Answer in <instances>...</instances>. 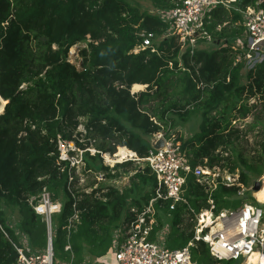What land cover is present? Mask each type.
<instances>
[{"label":"trees","instance_id":"trees-1","mask_svg":"<svg viewBox=\"0 0 264 264\" xmlns=\"http://www.w3.org/2000/svg\"><path fill=\"white\" fill-rule=\"evenodd\" d=\"M177 1L0 0V96L6 101L0 115V221L14 243L5 207L17 209V227L32 249L46 248L47 224L32 206L46 191L62 204L52 217L55 264H83L85 255L101 259L113 247L116 232L132 219L131 209L141 211L155 197L157 180L148 166L133 170L125 191L111 186L91 193L71 190L75 169L59 160V138L80 150L98 140L99 152L114 154L125 147L144 159L153 150L154 136H170L163 126L173 128L175 118L186 123L200 115L199 132L188 140L177 138L193 168L227 167L231 174L241 168L244 186L251 175L263 174L264 137L255 153L244 157L242 131L233 122L252 118L251 129L264 125L263 113L257 112L264 110V62L247 71L243 63L236 64L239 52L232 43L245 34L241 12L264 10V0H236L230 8H215L205 26L212 42L204 41L210 46L193 56L184 52L166 20ZM140 2H150L156 13L141 11ZM143 32L154 35L145 50ZM78 44H86L81 69L69 61L70 49ZM134 86L148 87L133 94ZM80 126L84 130L78 135L85 134L87 144L75 137ZM228 151L234 159L224 156ZM83 161L85 170L105 171L111 180L134 162L110 169L100 154L88 151ZM184 189L197 214L208 208L209 193L193 175ZM238 190L220 184L212 195L215 211L238 206ZM169 205L154 204L157 226L150 239L167 227L166 246L181 249L193 240V223L185 222L187 205L178 204L175 210ZM75 211L79 222L71 227ZM68 245L71 250L66 251ZM191 256L196 264H232L214 260L201 241L195 242ZM17 257L0 230V264H15Z\"/></svg>","mask_w":264,"mask_h":264},{"label":"built area","instance_id":"built-area-1","mask_svg":"<svg viewBox=\"0 0 264 264\" xmlns=\"http://www.w3.org/2000/svg\"><path fill=\"white\" fill-rule=\"evenodd\" d=\"M235 2L236 0H178L166 20L171 23L172 34L177 37L184 52L188 51L193 56L201 49L204 41L211 43L212 37L205 29L209 14L218 6L230 8ZM261 3L262 1L259 5ZM241 14L245 34L236 41L233 49L240 52L236 57V64L243 63L245 69L251 71L264 62V10L259 7H248ZM141 37L144 39L141 49L145 50L153 45V34L143 32ZM138 51L139 49L136 52ZM154 140L155 143L163 140V147L155 149ZM57 143L59 160L69 162L71 169L84 163V153L92 151L90 148L80 150L73 141L66 142L62 138H59ZM152 144L153 150L144 159H139L135 154L134 157L125 158L122 162L114 160L113 163L108 162L105 156L113 157L115 153L111 155L93 150V155L102 156L106 166L114 167L118 163L130 161L142 162L151 169L157 180L155 197L141 211L131 209L132 219L116 232L113 247L105 257L97 259L96 264H196L192 260L191 248L195 242L200 241L207 244L211 257L218 262L241 261V264H264V204L257 200L255 194L254 201L243 200L235 208L215 211L216 204L212 195L220 184L227 188L238 187L237 196L244 198L247 190L239 182V175L226 173L223 176L219 167L193 168L190 163L191 156L183 150L182 143L174 134L167 137L164 132H160L154 136ZM189 175H193L209 193L208 208L199 214L190 207L184 196ZM33 201L34 199L31 200ZM158 201L170 202V210H175L178 204L188 206L187 218L191 223H195V230L193 240L186 247L170 249L166 246L167 227L157 233L155 240L150 239L154 226H157L154 204ZM32 206L37 214L45 218L48 226V242L44 250L37 251L30 246L23 247L19 242L14 243L1 221L0 230L12 242L18 253L15 264H55L52 217L61 212L62 205L59 201L56 203L52 201L51 194L44 191L37 204ZM208 217L209 222L206 221ZM75 222H79L77 211L70 220V226L72 227ZM65 250H71L70 245L66 246Z\"/></svg>","mask_w":264,"mask_h":264},{"label":"rangeland","instance_id":"rangeland-1","mask_svg":"<svg viewBox=\"0 0 264 264\" xmlns=\"http://www.w3.org/2000/svg\"><path fill=\"white\" fill-rule=\"evenodd\" d=\"M140 6H141V9H140L141 11L147 10V11H149V13H152V14L156 13L155 9L151 6L150 2H140ZM207 46L209 47L210 45L209 44H205V45L202 46V49L206 48ZM85 47H86V44H78V45L72 47L70 49V51H69V61L71 63L75 64L78 67V69L82 68L81 67L82 66L81 51ZM239 54H240V52L238 53V55ZM140 89H141V87H139L135 91L131 90V93L138 94V93H140ZM146 89H147L146 86H144V89L141 92L146 91ZM135 92H137V93H135ZM252 103L253 102H251V104ZM257 112H262L263 115H264V110L261 109V108H259V111H257ZM175 121L177 123L175 127L167 128L166 126H163V129L165 128L164 130H167L171 134H174L176 138H179V137L182 136L184 138V140H188V139L192 138V136L194 134L199 132V129H200L199 126H200V123H201L200 115H196L189 122H186V123H183L178 118H175ZM250 123H252V118H248L246 120L240 119V120H237L236 122H233V125L237 129H240L242 131V136L243 137L239 141V144H240L239 145V149L241 150V152L244 155V157L252 156L255 153V150L257 148L256 147L257 146V142L259 141V139L264 137V125H261V126H258V127H255L253 129H251L250 126H249ZM83 130H84V127L80 126L75 132V137L80 139L81 142H85L86 143L85 140H87V139L84 140V137H83V136H85V134H83V136L78 135V133L83 132ZM153 139H154V137H153ZM153 139H152V143H153ZM154 143H155V140H154ZM98 145H102V143L100 141H98V140H97V142L92 141L91 144L89 145L90 150H92L90 152L91 156H97V154L93 155L94 154L93 150H96L97 149L96 146H98ZM106 147H109V145H106ZM118 149L119 148L116 149L115 154H117ZM77 154H79V153L77 152ZM224 156L225 157H231V158L234 157V156H232V153L230 151H228V153H224ZM100 158L102 159V164L104 166H106L105 162H104V159L102 158L101 155H100ZM116 161L117 160H115L114 162H116ZM97 164L99 165L100 163L97 162ZM120 164L121 163H118V165H120ZM116 166H117V164L114 167H112V166H107V167H109L110 169H115ZM139 167L140 168H145L146 164H144L142 162H133V164L130 165L128 168H122V169L119 170V172L121 173L120 177H118L117 179H112L111 180V179L107 178V172L101 171V170L98 171V172L97 171L85 170V164L81 163V164L76 165V167H74L75 171H72V174H71L72 178H70V180H69V185H71L70 182H72V187L71 186H69V187L71 188V190H73V189H84V191H86L87 193H91L95 189H104V190H106L110 186L111 187H115V188L119 189L120 191H125V189H129L131 187V179H132V176L134 175V171L133 170L135 168H139ZM220 169L222 171V175L223 176H225L226 173H230L229 169L227 167H225L224 169H222V168H220ZM236 170L237 171H236L235 174L240 175L241 168H238ZM115 172L116 171H113V173H115ZM231 175H233V174H231ZM239 178H240V176H239ZM256 182H262L261 189L258 192H254V190H253L254 184ZM263 185H264V172H263L262 175H259V176L251 175L250 178H249V186H244L243 185L245 187V189L247 190L244 198H241V197H238V196L236 197L237 199L240 200L239 204H241L243 200H245L246 202L256 200L254 198V194H255V197L257 198V200L264 204V187H263ZM135 195L136 194H133V197ZM55 203H56V201H55ZM4 212H5V215H6V219L9 221L7 226L14 232V235H15V237L17 239V242H19L23 247H27V246L31 247L30 240H29L28 236L26 234H24L17 227L16 223L20 219V216L18 214L17 209L11 208V207H8V208L5 207ZM44 220H45V218H44ZM45 222H46V220H45ZM188 222H190V221H188ZM188 222H186V223H188ZM168 224H169V222H168ZM184 225H186V224H184ZM72 227H76L75 223L73 224ZM194 227H195V223L193 225V229L195 230ZM47 230H48V226H47ZM53 230H55V229H52V235H54ZM96 262H97L96 258H92V257H90L88 255H85V259H84V263L83 264H96ZM72 264H73V262H72ZM232 264H241V261H237V262L236 261H232Z\"/></svg>","mask_w":264,"mask_h":264},{"label":"bare ground","instance_id":"bare-ground-1","mask_svg":"<svg viewBox=\"0 0 264 264\" xmlns=\"http://www.w3.org/2000/svg\"><path fill=\"white\" fill-rule=\"evenodd\" d=\"M140 86H134L132 90H137ZM141 89H143L141 87ZM140 89V90H141ZM0 115L3 113L5 105H6V101L3 100V98L0 96ZM135 153L130 151L129 149L125 148V147H119L117 154H115L114 157H110L109 155H106L105 158L108 162L113 163L114 160H117V162H122L125 158L128 157H134ZM134 159V158H133ZM264 187V185H263ZM207 222L210 221V217L207 218L206 220Z\"/></svg>","mask_w":264,"mask_h":264},{"label":"water","instance_id":"water-1","mask_svg":"<svg viewBox=\"0 0 264 264\" xmlns=\"http://www.w3.org/2000/svg\"><path fill=\"white\" fill-rule=\"evenodd\" d=\"M147 87H148V86H146V88H147ZM163 145H164V141L161 140V141L157 142V143L154 145V148H155V149H160V148L163 147ZM261 186H262V182H256V183L254 184V188H253L254 192H258V191L261 189Z\"/></svg>","mask_w":264,"mask_h":264},{"label":"crops","instance_id":"crops-1","mask_svg":"<svg viewBox=\"0 0 264 264\" xmlns=\"http://www.w3.org/2000/svg\"><path fill=\"white\" fill-rule=\"evenodd\" d=\"M237 41V39L234 41V42H236ZM234 42L232 43V45H234ZM205 45V44H204ZM202 46H203V44H202ZM202 46H201V48H202ZM0 104H1V102H0ZM4 112V111H3ZM111 155H113V154H111ZM124 164V163H123ZM185 222H188L189 220H188V218H187V213L185 214ZM124 227V226H123ZM123 227H121V228H123Z\"/></svg>","mask_w":264,"mask_h":264}]
</instances>
